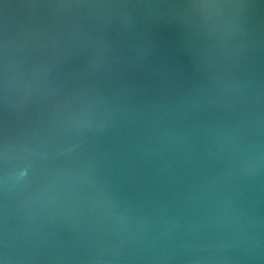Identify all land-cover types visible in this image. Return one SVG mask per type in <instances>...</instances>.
<instances>
[{
    "label": "water",
    "instance_id": "1",
    "mask_svg": "<svg viewBox=\"0 0 264 264\" xmlns=\"http://www.w3.org/2000/svg\"><path fill=\"white\" fill-rule=\"evenodd\" d=\"M0 264H264V0H0Z\"/></svg>",
    "mask_w": 264,
    "mask_h": 264
}]
</instances>
